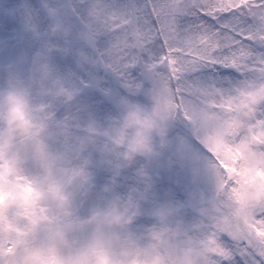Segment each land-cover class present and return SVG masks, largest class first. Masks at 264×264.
<instances>
[{
  "label": "clouds",
  "instance_id": "1",
  "mask_svg": "<svg viewBox=\"0 0 264 264\" xmlns=\"http://www.w3.org/2000/svg\"><path fill=\"white\" fill-rule=\"evenodd\" d=\"M47 2L68 5L78 0ZM208 2L226 4L228 0ZM31 3L41 10L39 0ZM44 44L43 37L34 40L26 35L17 39L11 32L0 36V183L5 186V201L17 194L26 197L40 191L42 195L28 211L41 217L58 215L48 196L64 167L55 154L70 151L77 137L87 134L91 136L90 146H103L107 158L118 168L148 175L157 190L163 186L169 200L184 204L185 219L195 218L201 223L200 236L208 246L197 264H219L220 257L211 249L223 243V230L246 229L237 210L243 204H256L258 214L264 215V189L260 187L264 185V102L250 104L246 97L237 95L229 104L216 96L199 101L193 111L181 105L178 94L173 107L157 106L151 96H132L127 103L109 101L100 110L92 107L89 88L69 103H52L65 99L57 95L61 88L79 86V79L73 74L77 61L65 62L56 73L46 75L41 67L46 62L42 55ZM250 78L264 86V71L258 69L250 73ZM11 84L29 90L26 118L32 125L30 132L19 127V122L10 124L6 118L5 96ZM82 102L88 108L81 111L77 106ZM69 110L73 116L75 110L81 127L73 128V134L64 137L57 132L65 124L71 125L72 120H62ZM41 124L46 125V132L39 131ZM89 124L94 132H87ZM245 144L247 150L241 154ZM18 211L23 213L25 208L12 204L9 218ZM17 222L24 225L28 220L20 215ZM97 230L108 231L101 224L89 225L87 232L75 240L72 250L83 246ZM14 238L15 233L5 234L0 238V249L12 248L10 255L15 264H28V253L23 246L13 244ZM45 239L46 233L38 231L30 246L40 248ZM250 240L253 244L258 242L254 231ZM63 253L67 255L68 249Z\"/></svg>",
  "mask_w": 264,
  "mask_h": 264
},
{
  "label": "snow or ice",
  "instance_id": "2",
  "mask_svg": "<svg viewBox=\"0 0 264 264\" xmlns=\"http://www.w3.org/2000/svg\"><path fill=\"white\" fill-rule=\"evenodd\" d=\"M40 16L43 72L56 73L65 62L77 61L73 74L79 86L61 88L57 95L65 99L52 103H69L89 88L88 99L100 110L132 96H151L157 106L173 107L178 94L181 105L193 111L199 101L216 96L229 104L237 95L250 104L264 102V86L250 78L264 71V0H78L46 4ZM57 30L76 34L70 51L51 46L50 32ZM29 94L11 84L5 96L8 122H19L26 133L32 127L26 118ZM64 119H73L71 110ZM256 209L243 204L237 210L246 229L223 230V251L215 252L219 264H264V215Z\"/></svg>",
  "mask_w": 264,
  "mask_h": 264
},
{
  "label": "rangeland",
  "instance_id": "3",
  "mask_svg": "<svg viewBox=\"0 0 264 264\" xmlns=\"http://www.w3.org/2000/svg\"><path fill=\"white\" fill-rule=\"evenodd\" d=\"M39 2L41 10L34 8L31 0H0V36L11 32L17 39L26 35L41 39L43 29L37 25L49 3ZM50 38L51 46L70 51L76 34L57 30L50 32ZM77 108L85 110L88 104L82 102ZM238 123L234 122V127ZM80 127L74 110L71 125L65 124L57 134L68 137L73 128ZM39 131L46 132V125L41 124ZM94 131L89 124L87 132ZM90 142V135H80L70 151L55 154L64 167L48 196L58 215L41 217L28 211L42 195L40 191L26 197L17 194L5 201V186L0 183V238L15 233L13 244L24 247L28 264H197L208 250L200 236L201 223L195 218L186 220V206L169 200L163 186L157 190L151 177L118 168L107 158L103 146L93 148ZM242 148L247 150V145ZM260 187L264 189V185ZM12 204L25 211L9 218ZM20 215L27 217L26 224L17 222ZM45 219L47 224L42 223ZM93 223L104 225L108 231H94L73 251L75 240ZM38 231H44L46 239L40 248H32L30 241ZM64 249H68L67 255ZM211 251L219 254L223 249L217 245ZM12 252V248L0 249V264H15Z\"/></svg>",
  "mask_w": 264,
  "mask_h": 264
}]
</instances>
